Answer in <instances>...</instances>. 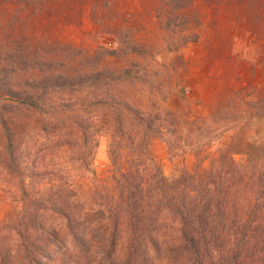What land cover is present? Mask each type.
<instances>
[{
  "label": "trees",
  "instance_id": "1",
  "mask_svg": "<svg viewBox=\"0 0 264 264\" xmlns=\"http://www.w3.org/2000/svg\"><path fill=\"white\" fill-rule=\"evenodd\" d=\"M53 1L19 2L34 14ZM194 7L195 0H159L156 17L170 52L200 41L202 21ZM127 26L109 27L119 49L89 52L62 43L74 52L63 67L56 57H32L34 45L1 42L8 50L0 59V96L6 100L0 102V164L18 182L23 208L0 224V264H98L97 241L106 243L101 260H110L123 238L126 254L119 264H162L166 258L181 264H264V145L239 133V149L233 139L207 166L198 162L166 176L152 141L165 139L173 147L170 134L180 142L181 118L160 106L146 108L132 93L156 92L152 73L140 63L124 71L102 66L121 52L141 55L142 45ZM76 59L84 62L75 67ZM246 90H232L221 102L218 115L224 118L216 131L246 128L264 117V97L247 101ZM30 112L42 116L47 139L62 141L61 148L81 146L82 163L94 156L97 136L109 126L114 171L90 198L49 179L58 173L43 167L46 157L30 162L36 150L27 147L21 132L26 119L19 118ZM171 229L177 239H169Z\"/></svg>",
  "mask_w": 264,
  "mask_h": 264
},
{
  "label": "rangeland",
  "instance_id": "2",
  "mask_svg": "<svg viewBox=\"0 0 264 264\" xmlns=\"http://www.w3.org/2000/svg\"><path fill=\"white\" fill-rule=\"evenodd\" d=\"M19 1L0 0V59L5 56L4 50H8L1 42L16 41L34 45L32 57H56L57 64L63 67L61 62L70 61L68 57L73 52L64 44L89 52L119 49L112 29L128 25L142 45L141 55L124 57L121 52L119 56L106 57L102 66L124 71L140 63L152 73L151 83L156 92L148 95L134 90L132 93L146 108L160 106L181 118L180 142L170 134L175 141L173 147L165 139L152 141L154 155L166 176H176L184 167L193 169L198 162L207 166L209 159L217 157L233 139L234 149H239L244 146L236 138L241 133L247 142L264 145V117L255 118L246 128L241 124L226 132L216 131L224 118L218 115L221 102L226 101L232 90L246 88L247 101L264 97V0H195L194 8L202 21L197 30L200 41L177 52H170L164 41L165 33L156 17L159 0H110L109 5L103 3L105 0H54L43 12L36 10L34 14ZM75 61L71 63L75 67L84 62ZM4 101L0 96V102ZM27 116L25 113L19 118L26 119L21 132L27 136V147L29 143L36 150L30 162L46 157L43 167L58 173L49 179L67 183L81 199H86L99 182L112 175L109 126L100 130L94 156L82 163L81 146L73 143L61 148L62 141L54 137L47 139L40 129L42 116L32 112ZM4 134L0 128V143L4 142ZM235 158L240 162L245 160L241 154ZM26 183L31 185V179ZM21 198L18 182L0 164V224L14 211L22 210ZM177 238V232L171 229L169 239ZM105 244L98 240L95 245L98 264L121 263L126 254V239L121 240L110 260H101ZM177 261L166 258L162 264H181Z\"/></svg>",
  "mask_w": 264,
  "mask_h": 264
}]
</instances>
